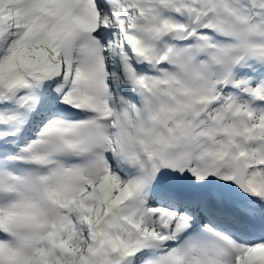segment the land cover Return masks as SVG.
<instances>
[{
	"label": "snow or ice",
	"instance_id": "1",
	"mask_svg": "<svg viewBox=\"0 0 264 264\" xmlns=\"http://www.w3.org/2000/svg\"><path fill=\"white\" fill-rule=\"evenodd\" d=\"M0 264H264V0H0Z\"/></svg>",
	"mask_w": 264,
	"mask_h": 264
}]
</instances>
